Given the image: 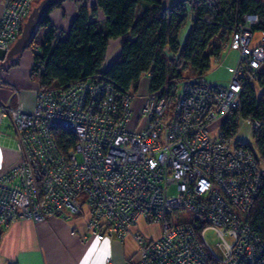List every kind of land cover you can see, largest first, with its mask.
<instances>
[{
	"label": "built area",
	"instance_id": "obj_1",
	"mask_svg": "<svg viewBox=\"0 0 264 264\" xmlns=\"http://www.w3.org/2000/svg\"><path fill=\"white\" fill-rule=\"evenodd\" d=\"M34 1L2 0L0 63ZM260 23L259 15L246 14L231 32L229 46L239 56L227 85L192 76L176 81L168 96L147 94L144 127L131 126L135 95L104 81L38 90L32 110L12 87L17 104L0 103V126L7 121L13 129L18 159L0 174V227L86 212L93 238L135 242L131 264H264L263 240L248 223L263 170L248 149L231 148L224 132L210 133L239 107L243 87L264 77V34L256 41L253 30ZM57 128L75 137L67 152L55 140ZM141 224L157 226V236L146 237ZM208 230L220 254L206 242Z\"/></svg>",
	"mask_w": 264,
	"mask_h": 264
},
{
	"label": "trees",
	"instance_id": "obj_2",
	"mask_svg": "<svg viewBox=\"0 0 264 264\" xmlns=\"http://www.w3.org/2000/svg\"><path fill=\"white\" fill-rule=\"evenodd\" d=\"M71 1L77 14L66 36L49 19L61 6L56 4L37 28L36 34L45 29L43 40L37 42L35 34L28 45L34 49L30 76L36 79L39 90L98 80L116 92L135 95L142 77L148 75V94L165 97L176 81L204 76L210 70L211 61L221 55L219 44L226 43L244 15H259L261 23L253 30L264 34V0H188L166 11L159 0H95L91 7L88 0ZM188 20L187 35L179 44L177 34ZM113 39H119V56L102 69ZM17 59L18 55L5 68L17 65ZM255 84L256 88L250 84L243 87L239 107L229 114L221 131L232 137L240 120L259 123V128L252 130V145H235L248 149L263 170L248 223L264 243V77L261 75ZM54 137L63 151L75 145L74 135L64 129H55ZM3 231L0 227V238Z\"/></svg>",
	"mask_w": 264,
	"mask_h": 264
},
{
	"label": "crops",
	"instance_id": "obj_3",
	"mask_svg": "<svg viewBox=\"0 0 264 264\" xmlns=\"http://www.w3.org/2000/svg\"><path fill=\"white\" fill-rule=\"evenodd\" d=\"M94 3L95 0H88L89 7ZM1 6L2 0H0V12ZM76 14L75 3L65 0L59 8L49 14V19L57 30L65 34ZM117 43L114 42L112 47H117ZM228 43L229 39L226 41V47ZM114 56L117 59L119 53L116 51ZM20 59L19 56L17 64ZM18 66H14L12 70L4 67L0 71V79L3 82V85H0V103L9 107L16 106L17 100L11 89L13 87L20 93L23 108L32 110L39 90L38 84L28 81L29 78L31 79L32 60ZM148 81L143 79L142 85L140 86L139 83L135 94L132 104V128L144 127L147 123L139 116L144 98L148 94ZM253 87L256 88V84H253ZM228 117L229 115L212 123L210 126L212 136L221 131L222 124ZM15 138L13 129L7 121H4L0 126V174L8 171L17 163ZM87 218L85 212L68 220L49 218L40 223L32 220L12 222L8 228L3 229L0 238V264H131L130 262L137 258V246L131 238L119 242L108 239L99 241L90 236L86 232ZM144 227L149 226L141 224L139 227L141 233L148 238L153 237L145 234L142 229Z\"/></svg>",
	"mask_w": 264,
	"mask_h": 264
},
{
	"label": "rangeland",
	"instance_id": "obj_4",
	"mask_svg": "<svg viewBox=\"0 0 264 264\" xmlns=\"http://www.w3.org/2000/svg\"><path fill=\"white\" fill-rule=\"evenodd\" d=\"M40 1L41 0H35L33 2L32 8L37 6L40 3ZM99 19L103 20V16L101 14L99 15ZM188 28H189V20L185 23V25L180 29V31L177 34L179 44H182L184 42L185 37L187 35ZM44 34H45V32L43 30H40L36 34L35 40L37 42H40L41 40H43ZM66 34L67 33H65V35L63 37H65ZM254 35H255V40L257 41L260 38L261 33L255 32ZM225 37H227V35H225ZM114 42H118L117 47H112ZM213 42H214V44L219 43V41H216V40H213ZM213 42H212V44H213ZM225 44H226L225 41L219 44L221 46L222 50L224 49L222 54H221V57H220L219 61L218 60H212L211 61L212 63H211L210 70L204 75L206 82H208L210 84L227 85L230 81V74L228 73V68H233L237 63L239 52L235 49H231L229 46V43H228V47H226ZM119 49H120L119 48V39H113V40L109 41L108 49L106 52V58L104 60V63L102 64V69H106L116 60L114 55H115L116 51L119 53ZM35 50H37V49H35ZM32 51H34L33 48L27 47L20 54H18V57L20 56V58H21L19 63L17 64V65H19L18 67L22 66L24 63H29L32 60V53H33ZM217 62H219V63L217 64ZM233 62H235V63L233 64ZM17 65H15V66H17ZM13 68H15V67L14 66L9 67L10 70H12ZM2 69L3 68H0V71ZM29 79H28L29 82H33V83L37 84L36 79H33V78H31L30 80ZM143 79L148 80L149 76L146 75V76L142 77L141 82H140V86L142 85ZM170 110H171V106L169 107V111ZM224 117H226V116H222V118H224ZM214 136H216V134ZM231 142H232L231 148H233L235 143H237V142L246 143V144H250V145L253 144L252 129H251L250 124L247 123L246 120L242 119L239 121L236 133L231 137ZM77 157H78V160L80 161V159H81L80 156H77ZM174 192L175 191L173 188L171 193H174ZM183 216L185 219H189V216L187 214L184 213ZM142 229L146 235H150V236L154 237V236H157V234H158V227L157 226H152V227L150 226L148 228L144 227ZM204 238H205L206 242L209 243V245L218 254H220V251L218 248L219 239L216 237L215 232L212 230L205 231ZM228 241L230 242V239H228Z\"/></svg>",
	"mask_w": 264,
	"mask_h": 264
},
{
	"label": "water",
	"instance_id": "obj_5",
	"mask_svg": "<svg viewBox=\"0 0 264 264\" xmlns=\"http://www.w3.org/2000/svg\"><path fill=\"white\" fill-rule=\"evenodd\" d=\"M65 0H41L40 3L31 9L26 21L23 24L20 37L6 54L5 60L0 63V68H4L8 62L15 60V57L26 49L37 32L42 18L48 13L53 5L61 4ZM188 0H159L162 11L174 8Z\"/></svg>",
	"mask_w": 264,
	"mask_h": 264
}]
</instances>
